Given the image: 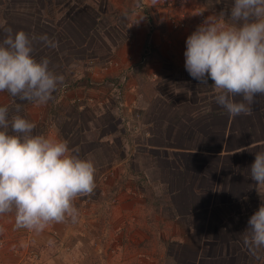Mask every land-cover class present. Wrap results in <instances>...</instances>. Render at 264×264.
Listing matches in <instances>:
<instances>
[{
    "label": "crops",
    "instance_id": "1",
    "mask_svg": "<svg viewBox=\"0 0 264 264\" xmlns=\"http://www.w3.org/2000/svg\"><path fill=\"white\" fill-rule=\"evenodd\" d=\"M110 1L116 8H119L123 1L130 2L124 3L128 15L123 24L125 33L116 34L112 31L117 39L120 38L118 35L123 36V43L115 45L111 53H108L110 56L107 60L108 63L112 61V67L108 65L107 68L92 71V80L98 82L94 83V87L76 82L58 100L51 99L50 102L42 104L43 108H49L42 115H46V119L49 118L53 125L52 131L49 132L50 138L59 137L61 141L67 142L71 154L93 162L96 170L95 188L100 175L107 180V184L109 180L114 183L109 192L112 193L110 196L119 199V203L110 207L111 217H102L101 222L111 235L124 230V241H127V223L130 225L129 231L132 230L129 216L138 212L134 206L137 203L142 204L140 199L145 195L142 187L138 186L141 190L136 196V183L164 181L162 176L158 175L161 166L158 160L162 158L164 161H171L172 166L181 172L180 168L190 170L188 165L192 157H219V163L205 160L203 167L199 166V169L202 167L204 172L215 173V176L211 179L206 173L196 175L190 191L195 200L186 203L187 222H183L180 228L177 222L174 223L176 230L179 228L182 233L192 237L191 243L188 245V242L181 241L180 236L176 235L169 239L175 246V254L164 256L162 250L159 261L154 264H185L184 258L180 260L178 253L192 243L196 247L205 245V249L201 252L200 248H196V257L191 264H264V248L253 253L244 244V237L249 235L245 231L248 219L264 204V187L257 186L250 179L248 170L254 162L255 154L264 151V95L255 97V102L251 105V115L232 118L215 103L216 92L212 84L202 85L205 86L202 89L209 90V93L202 92L204 97L202 94L198 95L201 91L192 97V87L187 86L188 100L184 98L182 102L162 92L165 84L161 78L168 70L167 67H179L187 72L184 66V47L188 36L196 30L192 21L199 16L213 20L221 11H225L227 19L233 0H176L183 2L181 9L184 8L191 22L189 29L183 31L186 37L181 41H178L179 37L175 38L167 27L165 19L168 12L160 4L163 0H157L155 4L152 0ZM65 5H56L54 8L59 6L58 11L68 9ZM99 9V3L96 1L91 4L84 3L79 8L77 5L72 7L73 12H80L81 16L86 11L90 12L93 15V27L99 20ZM76 16L79 22L82 21L79 14ZM52 23L47 21L44 24L52 27ZM55 24L63 28L59 31L66 33L55 35V39L64 42L70 41L71 37L75 43L82 42L80 32L73 25L76 23L56 20ZM149 24H153L151 31L148 30ZM35 34L40 35L38 31ZM53 34L49 36L51 40ZM148 39L155 48L152 58L147 65L135 73H130L128 67L138 62ZM108 77L112 81L104 90L103 85L99 84L103 78ZM118 88L123 90L125 100L122 112L116 109L114 101ZM73 100H76L75 104H72ZM182 106L190 108L186 117L178 116ZM34 120H37L36 115ZM182 133L188 135L184 139L187 147L176 145L174 142L177 139L173 138V135L180 138ZM192 133L220 134L219 141L217 140L212 148L215 152L202 154L201 151L209 150L213 143L209 144L210 141L204 137L202 146H196L192 142ZM192 144L196 152H192ZM168 152H171L173 157H170ZM199 169L196 167L193 171L200 172ZM154 172L156 176H153ZM130 180H135L133 187L129 184ZM106 190L105 186L104 191ZM179 194L184 196L186 192ZM88 197L90 195L77 198H83L85 202L81 203L86 204ZM103 207H92L93 212L101 215L105 213ZM96 220L99 223L98 219L94 221ZM52 225L54 229L65 231L66 235L72 230L67 220ZM139 231L142 240L139 245H143L149 237ZM18 233L19 230L15 227L5 234L12 237ZM31 237L40 245L52 244L54 240L48 229L33 231ZM132 242L130 234L129 244Z\"/></svg>",
    "mask_w": 264,
    "mask_h": 264
},
{
    "label": "rangeland",
    "instance_id": "2",
    "mask_svg": "<svg viewBox=\"0 0 264 264\" xmlns=\"http://www.w3.org/2000/svg\"><path fill=\"white\" fill-rule=\"evenodd\" d=\"M93 1L98 2L100 6L98 10L100 15L98 16L99 20H97L94 27L92 24L93 15L90 12L86 11L81 16L80 12H73L72 10L73 6L77 5L79 8L84 3L91 4ZM125 2L130 3L129 1H123L119 8H116L110 0H0V41L6 36V32L4 31L6 28H11L14 32L24 31L29 37L33 35L39 37L44 34L49 37L51 33H54L52 41L57 42L58 46L53 48L46 46L43 42L34 41L33 58L37 61L47 58L49 60V70L55 75L63 76V86H68L69 89L76 82H83V86L94 87L96 85L94 83L98 82L92 80V71L94 69L96 71L97 69L107 68L106 66L108 65L112 67V61L108 63L107 60L110 56L108 53H111L115 45L119 46L123 43L121 41L123 36L118 35L120 38L117 39L112 31H115L116 34L125 33L123 24L128 16ZM64 4L68 6V9L58 11L59 6L54 8L56 5ZM71 5L73 6L71 7ZM181 12L187 16L184 8L181 9ZM77 14L82 18V21H78ZM56 20L76 23L77 25H73L80 32L82 42H79L80 44L75 43L71 37H69L70 41L64 42L55 39V35H66V33L59 31V29L63 28L56 26ZM47 21L53 22L51 24L52 27L44 24ZM188 21L190 22L189 18ZM36 31L40 35H36ZM172 34L175 35V38L179 37L180 40L178 41L186 37V35H183V32H173ZM170 47L172 48V46ZM154 50L155 48H153V54ZM167 69L161 78V80H164L163 84H165L162 88L163 93L172 95L180 102L184 98L188 100L186 91L189 85L192 87V97L199 91L201 93H198V95H201L202 92L209 93L207 88L206 91L202 89L205 86L194 80L188 72L183 71L184 69L179 67L175 69L167 67ZM90 81L92 84H90ZM111 81L109 77L103 78L99 85H103L102 88L106 90ZM208 83L211 85L213 81L209 79ZM60 87L53 94L52 99L54 101L66 93L57 95ZM75 102L76 100H73L72 104H75ZM18 104L20 105V111L17 113L15 109ZM0 107H7L9 109V119L13 115H19L27 121L34 123L36 127L33 130V135H43L50 138L49 132L52 131L53 125L49 118L46 119V115H42L49 108L45 109L43 105H37L30 101L14 99L6 91L0 92ZM189 110L190 108L182 106L180 109L181 113L178 116L186 117ZM35 115L37 120H34ZM8 131L10 132L11 130L9 129ZM187 136L185 133H182L180 138L177 135H173V138L177 139V141H174L175 144L187 147V144H184V139ZM204 137L210 141L208 142L209 144H213H211L209 150H200L202 154L215 152L212 148L216 145L215 143L220 134L213 135L207 133L204 135L202 133H192V142L196 146H202L201 143H203ZM55 139L60 140L59 137H55ZM194 145L192 144V152H196ZM111 151L113 152L114 150L111 148ZM168 153L170 157H173L171 152ZM204 157L202 156V159L192 157V161L188 165L190 170L180 168L181 172H179L178 168L176 169L172 166L171 161L167 162L161 158L158 160L161 164L158 175L162 176L164 181H158V183L147 181L136 183L134 188L137 192L136 196H138V191L141 190L139 187H142L145 195L140 199V202H143L142 204H134L138 212H133L134 214L129 216L132 230L129 231L130 225L127 223V241L123 240L124 230H119L111 235L108 228L101 222L102 217L104 219H107L108 216L111 217L109 212L112 209L110 207L116 206L119 203L117 197L110 196L112 193L109 191L114 183L109 180L107 184V180L103 178V175H100V180L98 179L96 182L98 184L97 188L87 198V205L81 203L85 202L83 198H76L73 201L77 214L75 219L71 217H66L65 219L72 226V230L67 235L65 231L54 229L52 224L45 228L54 237L52 244L40 245L35 243L31 237L34 230L27 228H18V234H14L12 237L7 236L5 233H9L13 228L17 227L15 213L0 215V264H154L159 261L158 257L161 255L162 250V255L164 256L174 255L175 246H173L169 239L177 235V237L180 236L181 241L188 242V245L192 241V237H189L185 232L182 233L179 228L183 222H187L185 221L186 203H189L193 199L195 200L190 193L195 177L196 175H202V173L209 174L206 171L204 172V168H202L205 160L214 164L219 163L220 160L219 157L208 156V159ZM199 166L202 167L199 169ZM196 167H198L200 172L193 171ZM112 172L114 173V170ZM154 173L153 176H156V172ZM213 176H215V173L209 174L208 178L212 179ZM130 181L129 184L133 187L135 180ZM105 186L107 187L106 191H104ZM184 191L186 195L180 196L179 193L182 194ZM98 205L104 206L105 213H101L100 215L93 212L92 207L95 208ZM95 219H98L99 223L97 220L94 221ZM175 222L179 224L177 230L174 226ZM91 226L94 227L91 228ZM4 228H8L9 230H5ZM139 230L149 237L147 242H143V245H139L142 243ZM130 234L133 239L132 244H129ZM196 248H200L202 252L205 249V245L196 247L192 243L191 246H186V248L180 250L178 257H180V260L184 258L185 264H191L196 257Z\"/></svg>",
    "mask_w": 264,
    "mask_h": 264
},
{
    "label": "clouds",
    "instance_id": "3",
    "mask_svg": "<svg viewBox=\"0 0 264 264\" xmlns=\"http://www.w3.org/2000/svg\"><path fill=\"white\" fill-rule=\"evenodd\" d=\"M225 16L221 11L188 36L184 66L201 85L213 81L215 103L235 118L251 115L255 97L264 95V0H233ZM4 31L0 92L46 104L64 78L49 70L47 58H33V43L54 48L57 42L46 34ZM15 111H20L19 104ZM35 127L19 115L9 119V109L0 107V215L14 212L17 228L40 232L66 217L75 219L73 201L93 193L96 170L91 160L71 154L67 142L33 135ZM248 170L250 179L264 187V151L255 154ZM247 225L244 244L254 253L264 248V204Z\"/></svg>",
    "mask_w": 264,
    "mask_h": 264
},
{
    "label": "built area",
    "instance_id": "4",
    "mask_svg": "<svg viewBox=\"0 0 264 264\" xmlns=\"http://www.w3.org/2000/svg\"><path fill=\"white\" fill-rule=\"evenodd\" d=\"M160 4L163 5L168 12L165 21L172 33L183 32L189 29L190 22L188 21V17L181 12V7L183 6L182 1L163 0ZM206 20L207 18L205 16H199L194 21H192V26L197 29V27L202 25ZM152 29H153L152 24H149L148 30L151 31ZM153 48L154 47L151 41L148 39V41L144 44L142 48V53L139 58V61L129 66L127 70L130 73H135L142 66L147 64V62L149 61L150 57L153 54ZM68 90H69L68 86H61L57 95L63 94ZM114 101H115L116 109L119 112H122L125 107V100H124L123 90H121L120 88L116 89Z\"/></svg>",
    "mask_w": 264,
    "mask_h": 264
}]
</instances>
